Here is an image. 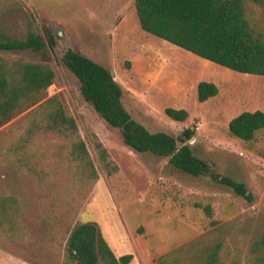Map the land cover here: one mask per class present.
<instances>
[{
    "label": "rangeland",
    "instance_id": "374dc122",
    "mask_svg": "<svg viewBox=\"0 0 264 264\" xmlns=\"http://www.w3.org/2000/svg\"><path fill=\"white\" fill-rule=\"evenodd\" d=\"M29 25L41 36L43 27L49 28L55 47H47L45 55L11 51L0 56L51 65L55 77L47 96L57 95L74 118L96 178L80 185L77 163L62 150L61 138L42 130L29 135L24 151L39 156L35 161L49 175L41 183L34 176L14 178L10 150L26 137L29 110L1 127L0 194L26 204L23 234L17 240L0 237V264H63L62 243L71 221L96 223L116 256H133L129 264H156L158 256L214 228L224 233L241 264H252V247L264 233V129L244 142L229 134L228 123L244 111L264 113V77L225 69L142 31L134 0H0L1 31L23 39ZM67 49L110 71L124 108L151 133L178 138L192 130L187 144L193 154L213 171L245 184L251 201L207 176L183 174L165 158L125 146L120 130L82 98L78 79L61 62ZM199 82L215 84L217 95L200 103ZM167 108L183 109L188 116L173 121L165 115ZM93 136L118 166L116 173L108 175L102 167ZM204 206H210L211 217Z\"/></svg>",
    "mask_w": 264,
    "mask_h": 264
},
{
    "label": "trees",
    "instance_id": "16d2710c",
    "mask_svg": "<svg viewBox=\"0 0 264 264\" xmlns=\"http://www.w3.org/2000/svg\"><path fill=\"white\" fill-rule=\"evenodd\" d=\"M134 7L142 31L225 69L264 77V0H134ZM43 33L42 36L35 33L29 25L25 37L16 39L0 29V53L32 51L45 55L47 47L53 49L56 42L46 26ZM61 62L78 79L84 101L107 125L120 130L125 146L138 153L165 158L169 167L183 174L207 176L251 201L245 184L213 171L193 154L187 144L193 136L192 130L186 129L178 138L164 132L151 133L124 108L122 90L105 67L72 49L62 54ZM54 77L46 61L0 56V128L28 110L31 119L22 145L10 150L14 161L9 168L16 179L22 175L34 176L41 183L49 174L35 161L39 156L26 154L24 145L36 130L51 132L61 138L62 150L77 163L78 183L85 186L96 178V172L74 118L66 114L57 95L47 96ZM196 93L202 103L216 96L218 89L213 83L199 82ZM165 115L176 122H183L188 116L185 110L172 108L165 109ZM263 129L264 113L259 110L244 111L228 123L229 134L244 142L253 140ZM92 141L106 173H116L118 166L108 150L96 137L93 136ZM48 180L54 184L53 180ZM25 204L20 197L0 194V237L17 240L23 234L21 218ZM203 210L208 217L212 216L210 206H204ZM252 253V264H264V233L252 247ZM62 254L63 264H129L133 259L131 254L116 256L93 222H69ZM154 262L241 264L219 228L158 256Z\"/></svg>",
    "mask_w": 264,
    "mask_h": 264
}]
</instances>
